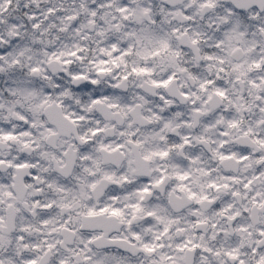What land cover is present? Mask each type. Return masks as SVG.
Returning <instances> with one entry per match:
<instances>
[{
  "label": "clouds",
  "instance_id": "1",
  "mask_svg": "<svg viewBox=\"0 0 264 264\" xmlns=\"http://www.w3.org/2000/svg\"><path fill=\"white\" fill-rule=\"evenodd\" d=\"M0 264H264V0H0Z\"/></svg>",
  "mask_w": 264,
  "mask_h": 264
}]
</instances>
